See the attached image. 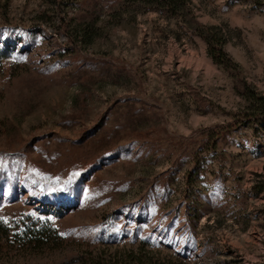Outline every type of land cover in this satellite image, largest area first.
I'll return each instance as SVG.
<instances>
[{
	"label": "rangeland",
	"instance_id": "obj_1",
	"mask_svg": "<svg viewBox=\"0 0 264 264\" xmlns=\"http://www.w3.org/2000/svg\"><path fill=\"white\" fill-rule=\"evenodd\" d=\"M187 5L0 0V264L141 243L184 264H264V122L243 98L264 97V0ZM194 24L223 33L235 69Z\"/></svg>",
	"mask_w": 264,
	"mask_h": 264
},
{
	"label": "trees",
	"instance_id": "obj_2",
	"mask_svg": "<svg viewBox=\"0 0 264 264\" xmlns=\"http://www.w3.org/2000/svg\"><path fill=\"white\" fill-rule=\"evenodd\" d=\"M139 5H147L151 8L162 10L171 16L185 17L189 13L188 0H132ZM67 26V25H66ZM66 26L64 28H66ZM195 35L199 36L207 46V54L212 61L225 70H233L237 67L232 62L228 54L225 52L224 35L214 26H201L194 24V26H187ZM86 27L79 26L72 31L73 38L85 45L91 44L93 37L88 32ZM3 51L0 49V56H3ZM243 98L249 103V110L256 114L259 122H264V97L258 96L253 91L245 88ZM53 231L49 228H42L36 231L32 236L34 243L37 245H44V238H48ZM53 234V233H52ZM79 262L81 264H184L173 258L162 257L160 254L148 250L143 243L137 248H122L111 251L110 249H100L96 251H89L83 254Z\"/></svg>",
	"mask_w": 264,
	"mask_h": 264
}]
</instances>
